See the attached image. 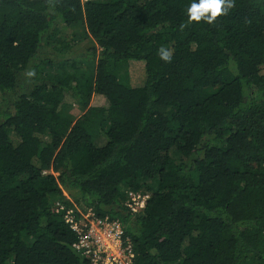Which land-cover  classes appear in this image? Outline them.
I'll use <instances>...</instances> for the list:
<instances>
[{
	"label": "trees",
	"instance_id": "obj_1",
	"mask_svg": "<svg viewBox=\"0 0 264 264\" xmlns=\"http://www.w3.org/2000/svg\"><path fill=\"white\" fill-rule=\"evenodd\" d=\"M228 2L208 23L191 0H0V264H87L64 189L132 264H264V0Z\"/></svg>",
	"mask_w": 264,
	"mask_h": 264
},
{
	"label": "built area",
	"instance_id": "obj_2",
	"mask_svg": "<svg viewBox=\"0 0 264 264\" xmlns=\"http://www.w3.org/2000/svg\"><path fill=\"white\" fill-rule=\"evenodd\" d=\"M147 194L128 193L124 205L132 213L139 212ZM53 210L74 232L73 249L86 258L87 264H132L135 256L132 244L124 238L122 223L109 215H98L85 202H76L65 195L53 202Z\"/></svg>",
	"mask_w": 264,
	"mask_h": 264
},
{
	"label": "clouds",
	"instance_id": "obj_3",
	"mask_svg": "<svg viewBox=\"0 0 264 264\" xmlns=\"http://www.w3.org/2000/svg\"><path fill=\"white\" fill-rule=\"evenodd\" d=\"M230 7L228 0H191L185 11L189 22L203 19L212 23L218 14L226 12ZM160 56L164 60L171 59L170 52L164 49L160 50ZM31 74L30 72L29 75Z\"/></svg>",
	"mask_w": 264,
	"mask_h": 264
},
{
	"label": "rangeland",
	"instance_id": "obj_4",
	"mask_svg": "<svg viewBox=\"0 0 264 264\" xmlns=\"http://www.w3.org/2000/svg\"><path fill=\"white\" fill-rule=\"evenodd\" d=\"M83 1H85V0H83ZM83 43H84V45H83ZM87 45H88V43H85L84 41L81 42V43H79L77 46H75V47L72 49L73 51H71V52L68 53V56H67V57H68V58H77V57L81 56V55L83 54V52L85 51ZM38 57H39L40 59H51V60H53V62H55V63H58V61L61 60V58H59V57L57 56V54H55V53H50V51H48V49L45 50L44 48L41 49V50L39 51V53H38ZM64 58H65V57H64ZM121 63H123V62H121ZM123 64H124V63H123ZM52 66H53V64H52ZM124 66H125V64H124ZM121 72H123L122 69L119 70V73H121ZM68 100H69V102H70V98H69ZM92 103H93V99L90 100L89 105H91ZM64 111H65V113H66L67 115L72 116L73 119H76V118H78L81 114H83L85 110L81 109L80 107H78V105L75 104V105H66ZM93 142H94L96 145H102V144H104V143H105V137H104V135H103L102 133H98V134H96V135L93 137ZM63 192H64V193H63L64 196H65V195H68V193L66 192L65 189H64ZM127 194H128V193H127ZM68 196H69V195H68ZM126 197H127V196H126Z\"/></svg>",
	"mask_w": 264,
	"mask_h": 264
}]
</instances>
